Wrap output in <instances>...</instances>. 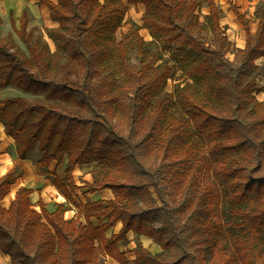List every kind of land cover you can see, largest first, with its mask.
I'll return each mask as SVG.
<instances>
[{
  "label": "trees",
  "instance_id": "1",
  "mask_svg": "<svg viewBox=\"0 0 264 264\" xmlns=\"http://www.w3.org/2000/svg\"><path fill=\"white\" fill-rule=\"evenodd\" d=\"M205 2L208 15L201 21V0H38L58 23L48 29L58 41L53 52L28 27L26 10L19 26L10 15L20 43L11 32L0 37V89L44 97L0 99V123L17 156L26 159L38 143V166L66 161L64 178L54 180L66 198L79 187L76 166L96 163L86 191L113 193L86 201L85 224L74 231L60 204L37 209L32 191L19 189L8 209L0 204V251L14 264H102L106 256L117 264H264V98L256 96L264 2L254 34L230 4L246 37L238 64L227 57L231 42L221 10L215 0ZM127 5L144 6L143 25L161 49L172 51L188 80L161 99L171 67L130 65L125 39L136 38L144 54L143 37L134 31L116 39ZM105 70L108 78L100 75ZM119 78L131 90L125 104L113 90ZM19 176L0 179V199ZM118 222L119 231L107 237ZM129 232L161 250L151 253L138 243L130 260L118 246Z\"/></svg>",
  "mask_w": 264,
  "mask_h": 264
},
{
  "label": "rangeland",
  "instance_id": "2",
  "mask_svg": "<svg viewBox=\"0 0 264 264\" xmlns=\"http://www.w3.org/2000/svg\"><path fill=\"white\" fill-rule=\"evenodd\" d=\"M215 2L218 8L221 10V25L223 26V29L231 42V49L227 54V57L235 64H238L237 51L245 46L246 37L241 23L236 19L235 15L230 9V4L236 5L239 8V11L245 15L248 21L249 28L252 34H254L259 22L257 11L264 2V0H215ZM23 10L27 11L28 27L34 30V35L41 36L42 39H44L48 43L50 50L52 52L55 51L58 47V41L54 40L48 35V29L58 27V23L53 21L54 24H52L50 22L51 18L48 8L43 4H39L38 0H0V37L6 36L8 33L11 32L13 33L15 41L20 43L17 35L15 34L11 26L10 15H12V17L15 19L17 26H19V17L21 16ZM143 13L144 6L127 5L126 14L124 15V18L121 21L120 27L117 30L115 36L116 39L120 41L122 38H124V35H129L130 33L137 31L138 34L143 37L144 54L138 51L136 38L131 36V38L128 37V39H125L126 44L129 45L128 62L130 65L136 67H142L143 65H146L148 69L164 64L171 67V75L167 80L166 88L163 93L159 94L156 97V99H161V97L170 94L177 84L184 85L186 82H188V80L186 76L182 73V71L176 66L175 61L172 57V51L161 49V44L149 33L147 28L143 25ZM198 15L201 21L206 20V16L208 15V6L205 0H201V4L198 9ZM204 37L207 42H210V34H204ZM65 57L66 54L63 53L61 59L63 60ZM58 61L60 62L59 58ZM256 63L261 68V75L257 79L258 91L256 94L258 99H260L261 97H264V57L257 59ZM100 75L105 78H108V71H100ZM128 88L129 83L126 78H119L115 80L113 84V90L116 94L118 101L121 104H125L128 102V96L131 92V90ZM11 96H23L29 99L30 101L44 98L43 94H32L23 92L12 86H7L0 89V99ZM72 108L74 110L79 109L77 106H73ZM79 112H82V110L79 109ZM115 121L118 122V126L120 127H123L125 125L124 119L122 118L121 114H116ZM15 152L13 144L9 143L8 139L4 140L3 138H0V179L6 173H20V165H18L19 159L16 157ZM39 157L40 153L38 149V143H36L33 149L28 154L27 163H30V166L38 167V170L34 172L38 173L40 176H36L32 180H25V178L23 177L21 185H28L33 187L34 189L38 185H40L42 187L41 190L45 195L44 201L47 203V208L50 211H54L57 208V205L60 204L64 210L63 217L73 221L74 231L77 230L76 228L78 224H85L82 208L83 204L86 201L97 199L104 200L113 196L112 191L109 189H102L94 192V194L86 191V187L84 185L86 182L92 181V169L96 166V163L76 166L73 171V181L74 184L79 187L74 190L72 188L68 190L72 194L71 198H66L61 194V197L58 196L59 193L56 192H59V190L52 186L54 185L52 180L55 177L63 179L65 176V170H63V168L65 169V167L64 165H56V167L54 168L55 163L52 164V167H40L37 165V160L39 159ZM58 169H61V173H57ZM19 175L20 177H22L21 173ZM18 186H20V182L15 183L13 185V188H11L10 193L0 199V204L5 209H8L11 205L14 199L12 193H14V190L17 189ZM37 197V193L32 194L31 202L33 206L38 209ZM154 199L157 204L158 201L155 195ZM135 201H137L138 204L144 203L141 198H138ZM91 221L93 224L98 223L97 220L94 218H91ZM118 225H121L120 222H118L115 226L111 227L106 232L107 237H110L113 233L119 231L120 226ZM138 243H141L151 253H157L161 250L160 246L153 242L152 239L142 235H137L133 232H129V234L127 235V242L119 241L118 246L120 250L125 251L127 257L132 260L134 258L133 248ZM101 263L117 264V262L113 258L108 256L102 258ZM0 264L14 263L10 260L8 255L0 251ZM131 264L133 263L131 262Z\"/></svg>",
  "mask_w": 264,
  "mask_h": 264
},
{
  "label": "crops",
  "instance_id": "3",
  "mask_svg": "<svg viewBox=\"0 0 264 264\" xmlns=\"http://www.w3.org/2000/svg\"><path fill=\"white\" fill-rule=\"evenodd\" d=\"M22 6V5H21ZM20 6V7H21ZM27 12V11H26ZM51 20V19H50ZM52 24H54L53 23V21L51 20L50 21ZM258 98V97H257ZM264 97H261L260 98V100H262ZM0 132H1V137L0 138H3L4 140H9V143H11V144H13V148H14V152H15V146H14V141L12 140V138L11 137H9V136H7L6 134H5V131H4V127L0 124ZM15 154H16V152H15ZM16 157L19 159V161H18V165H20V173H21V176L22 177H18L17 179L18 180H16L17 182H20V186H18V188L17 189H15L14 190V193H12L13 195V198L15 197V195H16V192L19 190V189H22V188H27V189H30L32 192H31V194H30V199H31V196H32V194H34V193H37V195H38V197H37V205H38V207H39V203H43L45 206H46V208H47V203L44 201L45 200V195H44V193H43V191L41 190L42 189V187L40 186V185H38L35 189L33 188V187H31V186H28V185H21V182H22V178L24 177L25 178V180H32L33 178H35L36 176H40L38 173H35L37 170H38V167H34V166H30V163H27V160H28V158L27 159H20L18 156H17V154H16ZM53 163H55V162H52L51 164H50V167H52V164ZM56 163L54 164V168L56 167ZM60 166L61 165H64V167H66V161H63L61 164H59ZM58 165V166H59ZM59 168H61V167H59ZM63 170H65L64 168H63ZM62 170V171H63ZM35 171V172H34ZM19 173V174H20ZM57 173H61V169H58L57 170ZM6 174H8V173H6ZM6 174H4V176L6 175ZM3 177V176H2ZM1 177V178H2ZM44 178V177H43ZM55 179H60L61 180V178H58V177H55L53 180H52V182H53V184L54 185H52L54 188H56L57 190H59L58 189V187L56 186V184L54 183V180ZM17 182H15V183H17ZM14 183V184H15ZM40 183V182H39ZM13 184V185H14ZM51 184V183H50ZM13 185L11 186V188H13ZM11 188H10V191H11ZM34 192V193H33ZM10 193V192H9ZM8 193V194H9ZM56 193H59L58 194V196H60L61 197V195L62 196H64L63 194H62V192L59 190V192H56ZM61 194V195H60ZM92 194H94V192L92 193ZM43 197H44V199H43ZM64 197H66V196H64ZM113 197V196H112ZM111 197V198H112ZM111 198H108V199H111ZM47 210H49L48 208H47ZM50 211V210H49ZM118 226H120L121 227V225H118ZM120 227H119V229H120ZM129 234V233H128Z\"/></svg>",
  "mask_w": 264,
  "mask_h": 264
}]
</instances>
